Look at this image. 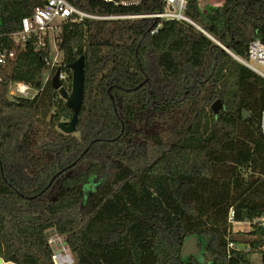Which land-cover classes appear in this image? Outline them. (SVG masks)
Returning <instances> with one entry per match:
<instances>
[{
  "label": "trees",
  "instance_id": "16d2710c",
  "mask_svg": "<svg viewBox=\"0 0 264 264\" xmlns=\"http://www.w3.org/2000/svg\"><path fill=\"white\" fill-rule=\"evenodd\" d=\"M67 1L94 15L162 6ZM41 3L0 0V34L18 30ZM185 13L237 56L246 57L251 40L264 41V0H223L206 11L188 0ZM56 39L67 90V65L84 58L73 133L58 127L71 109L43 84L48 47L29 40L0 64V257L54 264L47 238L56 232L72 264H251L252 253L264 263V226L232 229L264 215L263 79L174 20L66 19ZM15 81L38 91L9 97ZM159 119L170 124L158 129ZM190 236L200 252L182 257Z\"/></svg>",
  "mask_w": 264,
  "mask_h": 264
},
{
  "label": "built area",
  "instance_id": "2783aa9c",
  "mask_svg": "<svg viewBox=\"0 0 264 264\" xmlns=\"http://www.w3.org/2000/svg\"><path fill=\"white\" fill-rule=\"evenodd\" d=\"M40 5L32 9L30 15L24 16L20 20V28L11 32H4L0 34V40L6 38L8 46H4L0 42V64H5L8 60L15 57V48L23 46L27 41L41 49L48 47V55L44 57L46 70L44 71L43 84L50 81L51 77L58 70V79L61 85L66 80V72L60 68L61 52L58 48V41L56 39L61 22L69 19L71 21H80L84 18L88 19H116V18H136L149 17L161 20H174L181 23H188L195 29L202 32L207 37H212L199 24L193 21L186 15L185 10L188 0H162L161 9L158 12L150 14H111V15H94L87 13L67 0H41ZM124 3V2H123ZM156 31V28L151 32ZM52 46V47H51ZM245 67L249 68L256 75L261 77L264 81V41L259 38L251 40L246 49V57L235 55L233 57ZM64 86V85H63ZM38 91L37 88L30 86L24 81H15L10 86L9 94L13 96L33 97ZM261 127L264 131V123L261 121ZM233 212L230 211L229 218L231 219ZM260 222L264 226V215L253 220L250 223ZM62 235L56 232H51L47 238V243L52 251V261L54 264H68V259L65 258L64 251L67 246ZM57 246V247H56ZM229 246H232L230 243Z\"/></svg>",
  "mask_w": 264,
  "mask_h": 264
},
{
  "label": "water",
  "instance_id": "95a60500",
  "mask_svg": "<svg viewBox=\"0 0 264 264\" xmlns=\"http://www.w3.org/2000/svg\"><path fill=\"white\" fill-rule=\"evenodd\" d=\"M1 25V18H0ZM216 44L221 46L225 51H227L232 57L235 56L232 52H230L227 47L223 46L213 37H209ZM84 58L83 56H79L75 61L71 62L67 65V67L71 70V87L70 90H67L63 85H61L58 79V70L55 71L53 76L50 79L51 85L54 89L57 90L60 97L65 100L66 105L71 109L72 115L68 121H61L58 123L59 129L67 134L73 133L77 124L78 111L83 99V68H84ZM220 101H215L212 103V108L214 112H217L221 108ZM247 116V112L243 110L242 118L245 119ZM201 249V244L199 243V239L196 236H190L186 238L181 246L180 255L182 257L190 256V255H198ZM0 264H17L12 261H4L0 257Z\"/></svg>",
  "mask_w": 264,
  "mask_h": 264
},
{
  "label": "crops",
  "instance_id": "0c3cea01",
  "mask_svg": "<svg viewBox=\"0 0 264 264\" xmlns=\"http://www.w3.org/2000/svg\"><path fill=\"white\" fill-rule=\"evenodd\" d=\"M208 1L210 3H212L211 4L212 6L220 5L223 2V0H208ZM233 225H238L235 228H232L233 231L248 232L251 229V223L247 222V221H244V222H232V226ZM249 257H250L251 264H264L263 260H262V256H261L260 253H252V254H250ZM252 257L254 259H256L255 262L252 261V259H251Z\"/></svg>",
  "mask_w": 264,
  "mask_h": 264
},
{
  "label": "rangeland",
  "instance_id": "374dc122",
  "mask_svg": "<svg viewBox=\"0 0 264 264\" xmlns=\"http://www.w3.org/2000/svg\"><path fill=\"white\" fill-rule=\"evenodd\" d=\"M199 4H200V7L203 11H206L208 7L212 6L208 0H199ZM52 47V46H51ZM9 97H11V95L9 94ZM155 126L156 128L160 129L161 127L164 128L166 125L170 124L169 122H167L166 120L164 119H159L158 121L155 122ZM236 226L238 225H233L232 228H235ZM51 234V233H50ZM49 234V235H50ZM61 239H64L63 236H61ZM66 246V245H64ZM57 247V246H56ZM147 252V251H145ZM64 253L66 254L65 255V258L68 259V264H72V262L74 261L70 251L68 250V248H66V250L64 251ZM253 262L256 261V259H254L253 257L251 258Z\"/></svg>",
  "mask_w": 264,
  "mask_h": 264
}]
</instances>
